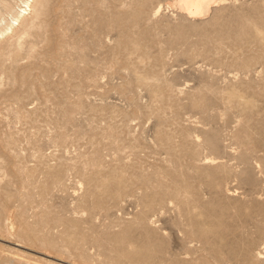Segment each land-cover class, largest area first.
I'll list each match as a JSON object with an SVG mask.
<instances>
[{
    "label": "rangeland",
    "instance_id": "374dc122",
    "mask_svg": "<svg viewBox=\"0 0 264 264\" xmlns=\"http://www.w3.org/2000/svg\"><path fill=\"white\" fill-rule=\"evenodd\" d=\"M172 1L0 36V264H264V0Z\"/></svg>",
    "mask_w": 264,
    "mask_h": 264
},
{
    "label": "bare ground",
    "instance_id": "6f19581e",
    "mask_svg": "<svg viewBox=\"0 0 264 264\" xmlns=\"http://www.w3.org/2000/svg\"><path fill=\"white\" fill-rule=\"evenodd\" d=\"M18 2H21L23 4L20 10H17L16 8V6H20L18 5ZM216 2L218 1L217 0H197V3L190 5L189 0H180V1L174 0L170 4V6L171 5L175 6L178 3H180L184 8L187 9V12L189 13L190 16L199 17L203 15L204 13H206L207 11L208 12L210 11V5H209L210 3H216ZM34 3L37 5L36 0H16L14 4L11 5L9 4L7 0H0V5L5 9V11L0 14V36L5 35L6 37L8 34L13 35V33L16 31L15 25L17 26L19 24L21 25V22L24 21V18L26 17V15L27 17L25 19L28 18V13H30L35 7H37V6H34ZM24 23H26V20ZM20 25L18 26V28L20 27Z\"/></svg>",
    "mask_w": 264,
    "mask_h": 264
}]
</instances>
